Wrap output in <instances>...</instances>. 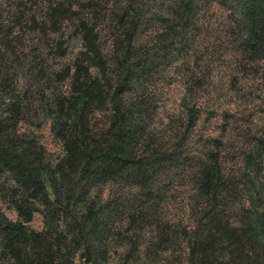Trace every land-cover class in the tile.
Segmentation results:
<instances>
[{
    "label": "trees",
    "instance_id": "1",
    "mask_svg": "<svg viewBox=\"0 0 264 264\" xmlns=\"http://www.w3.org/2000/svg\"><path fill=\"white\" fill-rule=\"evenodd\" d=\"M41 1L42 29L51 25L57 32L63 19L74 17L73 0ZM114 1L105 24L112 32L108 50L91 21L98 5L88 0L89 22L79 16L74 25L81 48L63 73L68 90L60 95L50 89L51 97L40 101L62 156L51 163L33 137L16 133L21 116L30 113L19 97L0 117V198L17 217L0 209V264H264V211L228 221L220 202L227 186L211 157L198 162L193 178L207 210L188 236L185 260L161 255L173 241L148 187L166 158L146 131L153 112L147 87L186 50L187 33L208 0ZM214 1L228 3L239 53L264 60V0ZM109 184L111 197L101 198L98 187ZM127 184L138 192L115 197ZM35 213L40 229L30 226Z\"/></svg>",
    "mask_w": 264,
    "mask_h": 264
},
{
    "label": "rangeland",
    "instance_id": "2",
    "mask_svg": "<svg viewBox=\"0 0 264 264\" xmlns=\"http://www.w3.org/2000/svg\"><path fill=\"white\" fill-rule=\"evenodd\" d=\"M87 1L73 0L70 11L74 17L63 19L56 32L51 25L42 29L43 20L37 14L41 0H0V117L7 115L13 97L27 104L30 113L21 116L16 133L33 137L51 163L62 151L51 129V117L40 108V101L51 97L50 89L60 95L68 90L63 73L81 48L74 25L79 16L89 22V10L83 6ZM94 1L98 6L91 21L106 52L112 32L105 24L115 1ZM202 5L208 10L194 21L190 36L187 33L186 50L174 55L147 87L153 112L146 131L166 158L148 187L157 203L156 216L173 241L165 244L168 248L161 255L181 262L188 236L207 210L193 180L198 162L211 157L219 165L227 186L220 202L230 223L245 213L264 211V60L239 53V39L226 17L228 3L208 0ZM5 42L14 55L9 56ZM169 45L175 49L177 43ZM112 189L111 184L102 185L97 193L110 198ZM138 189L121 186L115 197L121 193L119 199H126ZM0 209L9 219L17 218L1 198ZM30 226L42 227L39 213ZM152 229L145 227L143 234L148 236ZM130 260L134 263L136 258Z\"/></svg>",
    "mask_w": 264,
    "mask_h": 264
}]
</instances>
